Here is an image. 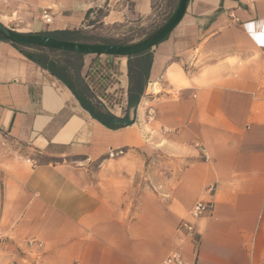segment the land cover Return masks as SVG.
Segmentation results:
<instances>
[{
	"label": "crops",
	"instance_id": "obj_1",
	"mask_svg": "<svg viewBox=\"0 0 264 264\" xmlns=\"http://www.w3.org/2000/svg\"><path fill=\"white\" fill-rule=\"evenodd\" d=\"M103 7L105 24L153 11L152 0H0V23L86 30ZM148 54L134 123L111 130L0 41V264H161L174 253L264 264V0H189ZM128 59L83 56L81 76L117 117ZM199 201L212 209L192 220Z\"/></svg>",
	"mask_w": 264,
	"mask_h": 264
},
{
	"label": "trees",
	"instance_id": "obj_2",
	"mask_svg": "<svg viewBox=\"0 0 264 264\" xmlns=\"http://www.w3.org/2000/svg\"><path fill=\"white\" fill-rule=\"evenodd\" d=\"M92 11L93 10H90L86 17H88ZM83 31L84 30L81 29H74L71 31L51 32L43 35H48L59 40L80 43L128 44L121 40L86 36ZM0 41L5 40L0 36ZM12 45L27 59L33 61L62 82L76 97L82 108L90 114L91 118L104 127L116 130L134 123L135 113L133 112L130 114L129 111L131 109L133 111L135 110L144 91L151 62L148 51L128 59L127 111L122 117H117L108 112L104 105L94 97L89 84L86 83L85 79L81 76V68L83 66L82 55L55 52L41 48L21 47L15 44ZM100 56L97 55L95 58Z\"/></svg>",
	"mask_w": 264,
	"mask_h": 264
},
{
	"label": "water",
	"instance_id": "obj_3",
	"mask_svg": "<svg viewBox=\"0 0 264 264\" xmlns=\"http://www.w3.org/2000/svg\"><path fill=\"white\" fill-rule=\"evenodd\" d=\"M189 0H178L177 6L167 21L152 35L130 44L80 43L65 41L43 34H25L11 30L0 23V36L11 44L21 47L41 48L55 52L82 56H114L130 58L154 48L165 40L182 20Z\"/></svg>",
	"mask_w": 264,
	"mask_h": 264
},
{
	"label": "rangeland",
	"instance_id": "obj_4",
	"mask_svg": "<svg viewBox=\"0 0 264 264\" xmlns=\"http://www.w3.org/2000/svg\"><path fill=\"white\" fill-rule=\"evenodd\" d=\"M178 0H152V15L138 18L129 23L105 24L102 17L107 13V8L94 9L88 16L83 31L86 36L93 38H108L123 42L136 43L156 32L171 16L177 6ZM127 4V3H126ZM130 6V4H127Z\"/></svg>",
	"mask_w": 264,
	"mask_h": 264
},
{
	"label": "built area",
	"instance_id": "obj_5",
	"mask_svg": "<svg viewBox=\"0 0 264 264\" xmlns=\"http://www.w3.org/2000/svg\"><path fill=\"white\" fill-rule=\"evenodd\" d=\"M42 18L45 22H50V14L48 12H43ZM212 209V204L204 201L197 202L192 210L190 211V217L192 220L199 219L204 215L208 214ZM180 229L184 230L188 236H192L194 232L193 223L186 221L180 226ZM161 264H183L180 256L177 253L168 256Z\"/></svg>",
	"mask_w": 264,
	"mask_h": 264
}]
</instances>
